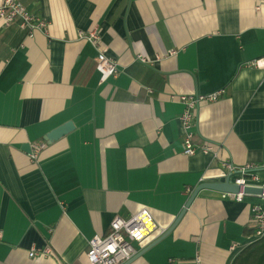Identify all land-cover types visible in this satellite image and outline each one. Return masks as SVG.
I'll return each mask as SVG.
<instances>
[{
    "label": "crops",
    "instance_id": "crops-1",
    "mask_svg": "<svg viewBox=\"0 0 264 264\" xmlns=\"http://www.w3.org/2000/svg\"><path fill=\"white\" fill-rule=\"evenodd\" d=\"M18 1L50 26L28 38L0 22V264H91L90 241L145 209L159 231L141 253L199 185L226 181L225 164H264V0ZM80 32L98 33L119 75L102 82ZM220 90L193 129L213 151L186 156L171 96ZM68 122L37 161L22 150ZM256 205L203 190L132 264H234L258 241Z\"/></svg>",
    "mask_w": 264,
    "mask_h": 264
},
{
    "label": "built area",
    "instance_id": "built-area-1",
    "mask_svg": "<svg viewBox=\"0 0 264 264\" xmlns=\"http://www.w3.org/2000/svg\"><path fill=\"white\" fill-rule=\"evenodd\" d=\"M0 22L5 29L17 26L26 32L28 38H33L36 33L48 34L50 22L31 13L28 8L18 0H4L0 6ZM82 39L90 42L98 51L97 71L101 74L102 82H106L113 76L120 74L117 63L106 55V49H99L100 38L97 32L86 34L80 32ZM174 54V53H173ZM252 63L251 66H255ZM223 95V91L210 94H189L172 95L171 99L179 101L185 105L183 114L179 121L183 131V146L186 156H194L197 153L208 154L213 148L208 145L196 146L194 144L193 129L198 126L199 108L202 103L217 102ZM47 148L46 142H37L31 145L30 158L32 162L39 159L41 153ZM227 178L234 184L241 186L239 194L231 197L242 202L245 197L246 187H260L264 190V183L258 176L257 171L262 166L246 165L235 167L232 164H225ZM264 200V194L260 197ZM254 224V239L264 238V205H256L252 209ZM159 231V226L148 210H142L129 218H116L110 225V231L105 236H95L90 241L87 257L91 264H125L131 260L138 252L137 247H141L147 240L152 238ZM2 232L0 231V239ZM236 245L231 247L232 250ZM51 250L32 251L31 256L50 255Z\"/></svg>",
    "mask_w": 264,
    "mask_h": 264
},
{
    "label": "water",
    "instance_id": "water-1",
    "mask_svg": "<svg viewBox=\"0 0 264 264\" xmlns=\"http://www.w3.org/2000/svg\"><path fill=\"white\" fill-rule=\"evenodd\" d=\"M74 129V125L72 122H68L64 124L61 127H58L57 129L51 131L44 137V141L47 144H53L54 142L59 141L60 139L64 138L67 136L72 130ZM22 150L27 153L31 154V146L29 144H24L22 147ZM203 190H211L223 194H239L241 192V186H238L232 182H230V179H226V181L221 182V183H203L199 185L195 191L192 193L191 197L189 198L185 208L175 221V223L172 225V227L157 241H155L153 244H151L149 247L144 249L141 253H138L135 257H133L129 262L126 264H132L134 261H136L141 255H143L147 250L152 248L155 244L160 242L161 240L165 239L178 225V223L181 221V219L184 217L186 211L190 208L192 205L193 201L196 199L198 194L203 191ZM244 194L245 195H252V196H258L261 197L264 194V190L260 187H246L244 189Z\"/></svg>",
    "mask_w": 264,
    "mask_h": 264
},
{
    "label": "trees",
    "instance_id": "trees-1",
    "mask_svg": "<svg viewBox=\"0 0 264 264\" xmlns=\"http://www.w3.org/2000/svg\"><path fill=\"white\" fill-rule=\"evenodd\" d=\"M24 36H26V32L23 31L22 37ZM252 235H254V230H252ZM260 253H264V238L252 243L246 248L245 251L235 260L234 264H244L251 258V256H258ZM261 264H264V261H262Z\"/></svg>",
    "mask_w": 264,
    "mask_h": 264
},
{
    "label": "bare ground",
    "instance_id": "bare-ground-1",
    "mask_svg": "<svg viewBox=\"0 0 264 264\" xmlns=\"http://www.w3.org/2000/svg\"><path fill=\"white\" fill-rule=\"evenodd\" d=\"M3 1H4V0H3ZM182 114H183V113H182ZM182 114H181V115H182ZM44 142H45V141H44ZM46 144H47V143H46ZM194 144H195V143H194ZM195 145H196V144H195ZM196 146H197V145H196ZM201 146H202V145H201ZM245 166H246V165H245ZM226 177H227V176H226ZM226 179H228V178H226ZM230 182H232V181L230 180ZM232 183H233V182H232ZM228 195H230V194H228ZM232 195H235V194H232ZM230 196H231V195H230ZM246 196H247V195H245V197H246ZM245 197H244V198H245ZM244 198H243V200H244ZM232 199H233V198H232ZM243 200H242V201H243ZM235 201H236V200H235ZM116 218H120V217L117 216ZM116 218H114V220H115ZM105 235H106V234H105ZM105 235H104V236H105ZM89 247H90V245H89ZM138 248H139V247H137V250H138ZM235 249H236V248H235ZM235 249H234V250H235ZM88 250H89V249H88ZM87 253H88V251H87ZM137 254H138V252L136 253V255H137ZM136 255H135V256H136ZM135 256H134V257H135ZM87 258H88V257H87ZM88 260H89V259H88ZM129 261H130V260H129ZM129 261H128V262H129ZM89 262H90V261H89ZM126 263H127V262H126ZM126 263H125V264H126Z\"/></svg>",
    "mask_w": 264,
    "mask_h": 264
}]
</instances>
